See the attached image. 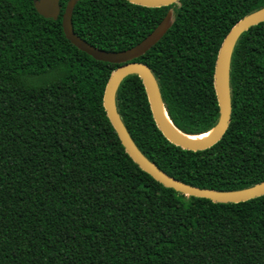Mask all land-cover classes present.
<instances>
[{
  "label": "trees",
  "instance_id": "trees-1",
  "mask_svg": "<svg viewBox=\"0 0 264 264\" xmlns=\"http://www.w3.org/2000/svg\"><path fill=\"white\" fill-rule=\"evenodd\" d=\"M37 0H0V264H264V196L218 203L186 197L127 153L103 105L120 64L75 48ZM264 0H179L147 8L77 0L75 35L128 50L171 13L162 39L133 63L148 67L178 132L218 124L219 50ZM230 120L213 146L189 151L158 129L137 75L116 91V112L143 156L173 180L222 192L264 183V21L233 46Z\"/></svg>",
  "mask_w": 264,
  "mask_h": 264
},
{
  "label": "water",
  "instance_id": "water-1",
  "mask_svg": "<svg viewBox=\"0 0 264 264\" xmlns=\"http://www.w3.org/2000/svg\"><path fill=\"white\" fill-rule=\"evenodd\" d=\"M126 1L142 7L159 8L163 6H169L179 0ZM59 2L60 0H37L34 4V8L36 12L44 18L56 20L60 14ZM76 2L77 0H70L66 5L64 13L62 14V31L66 40H68L75 48H77L81 52H84L93 59L109 64H120L105 87V91L103 94V105L108 118L115 128V131L118 134L127 153L140 166V168L150 174L155 180H157L164 186L172 188L186 197L203 198L213 202L233 204L243 203L263 197L264 183L245 190L222 192L198 189L171 179L166 174L157 169L154 164L149 162L138 150L116 112L114 98L121 81L127 76L137 75L143 82L148 100L150 102L154 121L162 135L171 144L185 150L202 151L210 148L224 135L228 128V123L230 120L231 105L229 101V88L227 85L228 97H226L225 88L223 85V71L225 65L227 63L228 84L229 62L233 46L246 30L264 21V10L244 18L229 32V34L225 38L219 50L214 72V87L220 107L219 121L217 126L212 130L214 131V134L210 138L200 143H191L185 139L189 136H185L178 132L177 129L169 121L160 98L157 82L151 70L143 64L132 62L133 60L140 58L146 52H148L167 33L171 26V13L168 12L163 20L159 23V25L134 47L120 52H106L104 50L91 46L90 44L79 38L77 35H75L72 25V13ZM167 119L170 127L167 126ZM170 128L178 132V134L180 135L173 134Z\"/></svg>",
  "mask_w": 264,
  "mask_h": 264
},
{
  "label": "bare ground",
  "instance_id": "bare-ground-1",
  "mask_svg": "<svg viewBox=\"0 0 264 264\" xmlns=\"http://www.w3.org/2000/svg\"><path fill=\"white\" fill-rule=\"evenodd\" d=\"M223 85L225 88V96L228 97V90H227V63L225 65L224 71H223ZM170 124L168 123V119H167V126H169ZM170 127V126H169ZM171 129V128H170ZM171 132L175 135H180L178 134V132H176L175 130L171 129ZM214 134V131H211L207 134L198 136V137H186L185 139L191 143H200L203 142L205 140H207L208 138H210L212 135Z\"/></svg>",
  "mask_w": 264,
  "mask_h": 264
}]
</instances>
